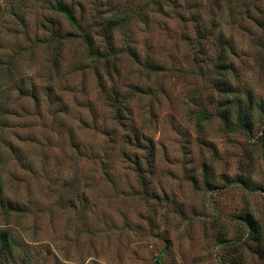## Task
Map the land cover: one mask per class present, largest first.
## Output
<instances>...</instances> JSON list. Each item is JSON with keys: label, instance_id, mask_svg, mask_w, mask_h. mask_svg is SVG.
<instances>
[{"label": "rangeland", "instance_id": "rangeland-1", "mask_svg": "<svg viewBox=\"0 0 264 264\" xmlns=\"http://www.w3.org/2000/svg\"><path fill=\"white\" fill-rule=\"evenodd\" d=\"M63 1L0 0V264H264V0Z\"/></svg>", "mask_w": 264, "mask_h": 264}, {"label": "trees", "instance_id": "trees-1", "mask_svg": "<svg viewBox=\"0 0 264 264\" xmlns=\"http://www.w3.org/2000/svg\"><path fill=\"white\" fill-rule=\"evenodd\" d=\"M21 4H20V8L25 6L26 0H21ZM32 3V7H37L39 9L43 10H48L51 11L59 16L64 17L65 19H67L68 23L72 26H74L75 28L80 30L81 24L82 22L77 20V16L75 14V11L73 9L72 6L66 5L64 4L63 0H55V2H52V0H31ZM28 7V6H27ZM8 14L11 17H15L17 19L20 20V22L24 23V17L19 14V11L17 10L16 7V3H10L8 2L6 4V9H5ZM132 17H134V14H127L125 13L124 15L118 14V13H114L109 17L108 20V29L105 32V38L101 40V42H104L107 45H110L112 43L113 37H112V32H113V28L115 26H119L121 25V23L125 20H129ZM42 27H45L44 25H49L52 27L51 29V37L52 39H54L55 41H59L61 39V35L59 34L58 31H55V29H57V27H60L59 24H55L52 21H48L45 18L42 21ZM47 23V24H46ZM211 28V27H210ZM207 29V30H211V29ZM207 30H205V32H207ZM105 40V41H104ZM85 41L87 43V45L89 46V48L91 49V47L94 44V40L92 38V36L90 34L85 35ZM112 45V44H111ZM110 51V50H109ZM132 56H134V54L132 52H130ZM95 54H97L98 56H100V58L103 59H107L112 52H107L105 54H100V49L99 47H96V51ZM4 65H6V63H3L0 61V72H2V69L4 67ZM1 86V84H0ZM231 88V83L229 81H224L221 85V90H223V92H228V90ZM253 109V105L251 106V108H248L247 111H245L244 114L239 115V117H237V125L239 128H234L232 129L233 131H245V132H249L251 129L249 119L250 117H252V113L251 110ZM1 111H2V104H1V89H0V115H1ZM223 118L225 120L226 124H229V120L230 117L227 113L223 114ZM1 151H0V162H1ZM138 164V163H137ZM139 165V164H138ZM137 165V166H138ZM140 167V166H138ZM3 182H2V174H0V193H3ZM78 196H80L81 199V195L77 194ZM11 232L9 229L4 228V229H0V238L6 242L7 245L11 244L10 243V235Z\"/></svg>", "mask_w": 264, "mask_h": 264}, {"label": "water", "instance_id": "water-1", "mask_svg": "<svg viewBox=\"0 0 264 264\" xmlns=\"http://www.w3.org/2000/svg\"><path fill=\"white\" fill-rule=\"evenodd\" d=\"M154 264H162L159 256L154 259Z\"/></svg>", "mask_w": 264, "mask_h": 264}]
</instances>
